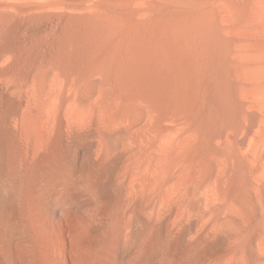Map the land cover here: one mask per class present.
I'll use <instances>...</instances> for the list:
<instances>
[{"label":"bare ground","instance_id":"1","mask_svg":"<svg viewBox=\"0 0 264 264\" xmlns=\"http://www.w3.org/2000/svg\"><path fill=\"white\" fill-rule=\"evenodd\" d=\"M125 5L0 0V264H264L263 78Z\"/></svg>","mask_w":264,"mask_h":264},{"label":"rangeland","instance_id":"2","mask_svg":"<svg viewBox=\"0 0 264 264\" xmlns=\"http://www.w3.org/2000/svg\"><path fill=\"white\" fill-rule=\"evenodd\" d=\"M125 9L131 20L159 17L162 34L182 38L196 53L220 54L232 77L264 80V0H126ZM231 90L240 96L238 86Z\"/></svg>","mask_w":264,"mask_h":264}]
</instances>
